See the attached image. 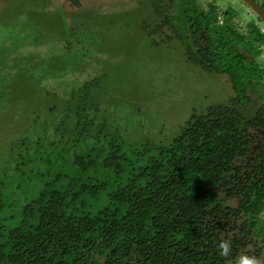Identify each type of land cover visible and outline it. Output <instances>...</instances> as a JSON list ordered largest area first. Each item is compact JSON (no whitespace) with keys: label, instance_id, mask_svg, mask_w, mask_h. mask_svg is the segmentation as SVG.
<instances>
[{"label":"trees","instance_id":"16d2710c","mask_svg":"<svg viewBox=\"0 0 264 264\" xmlns=\"http://www.w3.org/2000/svg\"><path fill=\"white\" fill-rule=\"evenodd\" d=\"M7 1L0 0V95L26 70L50 102L11 144L6 183L29 184L31 193L10 225L2 191L0 264H239L242 256L264 264V22L252 7L88 0L134 7L151 46L177 42L189 63L228 78L227 101L193 111L166 138L149 129L144 109L142 116L101 93L109 71L96 47L106 39L76 17L82 0H68V45L40 49L39 75L25 59L36 45L29 49L14 24L21 6ZM254 1L264 12V0ZM59 50L75 52L79 63L87 57V65H61Z\"/></svg>","mask_w":264,"mask_h":264},{"label":"rangeland","instance_id":"374dc122","mask_svg":"<svg viewBox=\"0 0 264 264\" xmlns=\"http://www.w3.org/2000/svg\"><path fill=\"white\" fill-rule=\"evenodd\" d=\"M116 1L82 0L85 10L76 14L78 20L83 19L95 25L94 29L98 28L95 36L99 38L101 35L106 39V43L96 47V50L101 55L98 63L103 70L109 71L101 88V93L106 94L108 99L113 102L116 99L126 100L134 113L144 109L150 119L149 129H163V136L167 138V129L172 133L177 131L193 111L202 112L208 106L223 103L232 96L231 84L225 75H210L189 63L177 42L160 47L151 46L144 39L140 20L133 14L134 7ZM68 3V0L7 1L6 7L21 6V9L16 10L17 13L13 10L16 16H13L14 24L26 34L30 41L29 49L35 47L33 44L36 45L38 53L32 52L25 59L27 61L31 57L34 60V71L38 75L42 60L40 49L49 45L55 50L56 45L57 52L59 47L64 49L68 45L70 37L66 30L68 23L73 21L67 14ZM103 23L107 25L104 30ZM58 54L61 65L64 60L72 69L79 64L87 65V57L79 63L78 59L75 60V52L59 50ZM77 70L83 72L84 69ZM23 71L15 80L5 81L1 86L10 88L12 92L0 95V196L4 190L6 202L10 204L4 215L14 214L6 219L10 225L18 222L19 213H16L20 212L31 193L29 184L20 188L16 182L6 183L11 144L35 121V109L38 110L41 105L46 112L50 102L41 90L43 83L29 80V72ZM13 200L16 204H12Z\"/></svg>","mask_w":264,"mask_h":264},{"label":"clouds","instance_id":"9594fccd","mask_svg":"<svg viewBox=\"0 0 264 264\" xmlns=\"http://www.w3.org/2000/svg\"><path fill=\"white\" fill-rule=\"evenodd\" d=\"M220 248L222 249L221 255L227 256L229 254L230 242H222ZM239 264H259V261L255 257L242 256L239 260Z\"/></svg>","mask_w":264,"mask_h":264},{"label":"water","instance_id":"95a60500","mask_svg":"<svg viewBox=\"0 0 264 264\" xmlns=\"http://www.w3.org/2000/svg\"><path fill=\"white\" fill-rule=\"evenodd\" d=\"M244 1H246L252 7V9L262 18L264 22V12L258 6V4L254 0H244Z\"/></svg>","mask_w":264,"mask_h":264}]
</instances>
